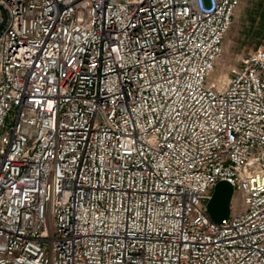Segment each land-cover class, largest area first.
Returning <instances> with one entry per match:
<instances>
[{"label": "built area", "instance_id": "obj_1", "mask_svg": "<svg viewBox=\"0 0 264 264\" xmlns=\"http://www.w3.org/2000/svg\"><path fill=\"white\" fill-rule=\"evenodd\" d=\"M239 3L0 0V264H264V45L210 79Z\"/></svg>", "mask_w": 264, "mask_h": 264}, {"label": "rangeland", "instance_id": "obj_2", "mask_svg": "<svg viewBox=\"0 0 264 264\" xmlns=\"http://www.w3.org/2000/svg\"><path fill=\"white\" fill-rule=\"evenodd\" d=\"M264 0H240L231 26L222 42V54L217 61L210 79L229 73L239 58L247 51L264 45V23L258 20L257 6Z\"/></svg>", "mask_w": 264, "mask_h": 264}, {"label": "water", "instance_id": "obj_3", "mask_svg": "<svg viewBox=\"0 0 264 264\" xmlns=\"http://www.w3.org/2000/svg\"><path fill=\"white\" fill-rule=\"evenodd\" d=\"M233 194V186L225 180L215 184L211 198L207 203V212L214 221H221L230 212V202Z\"/></svg>", "mask_w": 264, "mask_h": 264}, {"label": "trees", "instance_id": "obj_4", "mask_svg": "<svg viewBox=\"0 0 264 264\" xmlns=\"http://www.w3.org/2000/svg\"><path fill=\"white\" fill-rule=\"evenodd\" d=\"M256 8H257L256 14H258V20L261 23H264V1H262V4L257 6Z\"/></svg>", "mask_w": 264, "mask_h": 264}]
</instances>
